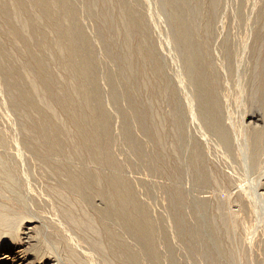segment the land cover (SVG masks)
Listing matches in <instances>:
<instances>
[{
	"label": "bare ground",
	"instance_id": "1",
	"mask_svg": "<svg viewBox=\"0 0 264 264\" xmlns=\"http://www.w3.org/2000/svg\"><path fill=\"white\" fill-rule=\"evenodd\" d=\"M151 5H155V13ZM82 10L85 11L83 18L86 14L90 18L88 22L95 23V34L92 27L88 29L96 35L95 43L90 38L92 35L88 37L90 32L85 33L87 26L83 28L82 24L87 20H82ZM156 13L164 16L166 45L173 52L181 80L178 76H175L177 81L175 77L172 80L168 75L165 45L155 35ZM102 59L108 61L110 67L113 65L115 71H112L113 67L112 70H108L107 65L103 67ZM174 74L170 73V76ZM102 85L108 87L106 95ZM0 90L6 96L7 109L18 117L12 121L18 119L17 130L20 132L19 143H16L20 150H17L16 140H10V134L14 132H6L8 125L6 131L0 128V264H45L40 260L42 256L38 258L40 261L37 260L43 251L40 252V246L37 247L33 240L37 229L34 225L38 221L29 217L30 202L24 196V192L30 193L34 197H31L32 205L35 200L38 204L39 187L45 182L40 185L43 177L37 180L35 175L33 184L27 180H30L29 173L23 171L28 173L26 178L20 171L24 159L27 163L38 162L47 177L40 176L47 179L49 176L55 181L51 182L54 187H47L50 193L46 195L51 194L57 200L54 209L59 203L52 213L54 217L58 214L59 220L40 218L51 236L56 232L65 233L62 234L66 256H63L64 249L58 251L62 252L63 258L68 257L71 264H264L263 237H258L256 243H248L244 232L241 233L242 229L249 230L246 225L244 229V219L252 228L264 219L261 217V214L264 216V194L258 193L259 189L253 184L255 180L248 189H240L234 177L241 173L242 178V172L236 171L237 175L229 164L228 168L226 166L228 172L231 169L230 172L237 176H230V172L220 173L218 165L214 163L217 170L214 169L208 158L217 148V153L222 151L226 161L232 162L233 167L243 173L255 174L253 178L264 174V0H0ZM180 90H184V96ZM105 96H108V102ZM235 99L245 102L243 105L248 112L259 108L263 121L260 112L259 116L255 114L258 110L248 114L247 111L242 113L245 109L240 107L244 118L242 123L237 121L236 124L233 117L236 113L232 112L237 110L231 112V103ZM189 101L194 104V109ZM106 102L118 112V134L114 129L115 114L112 116L114 112L110 113L107 105L110 108L111 105ZM122 102H125L123 107ZM6 106L2 107L6 109ZM125 106L128 109H123ZM2 114L4 118L0 120L7 124ZM187 118L201 132H196L197 136L215 143V149L196 139V135L192 137V133V138L188 136ZM245 118L248 124H245ZM260 122H263L262 126L257 125ZM134 125L147 138L144 140H148L149 150L141 142L143 137L140 140L136 137ZM119 139L133 156H127L124 146V150L121 146L122 152ZM185 148L189 150L186 164L194 178V182L190 178L191 183L201 191L211 190L216 202L197 198L198 201L191 200V203L187 199L192 195L187 196V188L183 189L189 183L186 178L182 182L186 172L181 153ZM124 152L131 159L135 157L138 167L158 174L168 184L157 190L154 189L156 185L150 191L156 190V201L160 200L157 196L159 188L170 196L176 236L186 245L188 259L195 257V262L186 259L185 254V260H180L183 257L180 254L179 259L176 256L174 248L181 244L174 247L168 235L174 229L168 234L159 230L161 222L152 218L150 212L153 210L150 211L146 201L140 198L143 190L133 186L136 179L133 183L126 176V172L131 175L132 171H128L133 166L130 161L133 164L135 160L122 158ZM33 163L28 165L33 168ZM22 166L26 167L24 170H32L31 166ZM32 171L31 175L37 170ZM137 174L131 176L140 178ZM245 177L239 180L250 181ZM35 180L36 183L39 181L38 189ZM234 189L240 193L243 218L241 213L228 212L234 194L232 198L225 196L227 200L220 199L222 194L232 193ZM146 191L149 192L146 189L144 193ZM161 196L165 199L163 194ZM42 202L44 207L54 204L48 199ZM39 205L44 209L41 203ZM186 207L193 213L194 226L188 223V215L184 216ZM34 211L39 213L38 208ZM43 214L46 213L43 211ZM168 227H164V231ZM81 243L90 247L98 259H91L93 254L84 250L86 245ZM47 249L44 250L48 254ZM81 249L88 252L90 258L82 255ZM52 251L55 254L54 249L50 254ZM47 256L46 263L52 262L53 256ZM66 259H63L64 263Z\"/></svg>",
	"mask_w": 264,
	"mask_h": 264
},
{
	"label": "rangeland",
	"instance_id": "2",
	"mask_svg": "<svg viewBox=\"0 0 264 264\" xmlns=\"http://www.w3.org/2000/svg\"><path fill=\"white\" fill-rule=\"evenodd\" d=\"M153 2H154V0H153ZM151 6H152V5H151ZM153 6H154V9H153V10H154V13H155V12H156V10H155L156 7H155V5H153ZM153 6H152V7H153ZM152 7H151V8H152ZM82 8H83V7H81V9H82ZM153 10H152V12H153ZM84 12H85V11L82 10V12H81V16L84 15V14H83ZM160 16H161V17H160ZM160 16H158L157 13H156V17L158 18V20H157V18L155 17V18H156V19H155L156 23H155V21H154V23H155V24H154V28H155V31H156L155 35L157 34V36L160 37V38L158 37V39H160L159 41L162 42V44L164 43V45H165L164 56L166 57V59H167V63H168V68H169V69H168V72H169L168 75H169L170 78H172V80H174V77H175V76H178V77L180 78V76H179V75H180V70H179L178 64L176 63V61H175V59H174V55H173L172 50L169 49V48H167V45H166V40H167V38H166V28H165V26H164V20H165V19H164V16H163V15L160 14ZM162 16H163V18H162ZM85 17H86V14H85L84 18H83V16H82V18H83L82 20H85V21H86L87 19H90V18H87V17L85 18ZM159 17H160V18H159ZM162 19H163V20H162ZM85 21H82V22L85 23ZM88 21H89V20L86 21L88 24H87V23H86V24H82V25H83V28H86V27H84V26H87V28L85 29L86 32H85V30H84V32L87 33V31H89L88 29H91L90 27H92V31L94 30V33H93L92 31H89V32H90V33L92 32L93 34H95V31H96V30L93 29V28H95V27H94V26H95V23H94L92 20H90V22H88ZM91 21H92L93 23H92ZM89 23H90V25H89ZM91 24H94V25H91ZM89 26H90V27H89ZM88 27H89V28H88ZM90 33H89L88 37L92 35L90 38H91L92 41L94 42L95 39H96V38H95L96 35H93L92 33H91V34H90ZM93 36H94V38H92ZM157 36H156V38H157ZM94 43H95V42H94ZM96 43H97V41H96ZM96 45H97V44H96ZM97 48H99L98 51H101V50H100L101 48L98 47V45H97ZM99 53H100V52H99ZM100 54H101V58H104V57L102 56V52H101ZM102 60H103V59H102ZM104 61H105V59L102 61V62L104 63V64H103V67L107 65L106 68H107L108 70H112L111 67H113V70H112V71H115L113 65L110 67L111 64L108 63V61H105V62H104ZM106 62H107L108 64H107ZM109 64H110V65H109ZM109 67H110L111 69H110ZM173 72L175 73L174 76H173V75L170 76V73H173ZM175 80L177 81V78H176V77H175ZM180 80H181V78H180ZM103 84H105V83H103ZM182 84H184V83H182ZM105 85H106V84H105ZM102 86L104 87V85H102ZM106 86H107V85H106ZM106 86H105V87H106ZM103 87H102V88H103ZM105 87H104L103 89H106ZM104 91H106V92H104L105 95H106L107 92H108V87H107V89L104 90ZM182 91H183V92H182ZM180 92L182 93L181 95L184 96V94H185L184 90H180ZM5 98H6V96L4 97V95L1 93V90H0V101H1L0 103L3 104L2 106H4V105L6 106V105H7V103H6V102H7V99H5ZM106 98L108 99V96H105V100H106ZM5 100H6V101H5ZM190 100L192 101V99H190ZM106 101H107V100H106ZM108 101H109V99H108ZM108 101H107V102H108ZM237 101L239 102V105H238V106L236 105V104L238 103ZM107 102H106V104H110V105H111V103H107ZM124 103H125V102H122V106H121V107H123V104H124ZM243 103L245 104V102L240 101V100H238V99H235V102H234V100H233L232 103H231V104L233 105V106L231 105V112H232V109H233V111L237 110V111H235V112H232V114H235V113H236L235 115H233L236 124H237V121H239V123H240L241 119L244 118V117H242L241 112H240V110H241L240 107H242V110L245 109V105H246V104L243 105ZM125 105L127 106V104H125ZM189 105H190L191 109H194V104H192L190 101H189ZM2 106L0 105V109L2 110V111L0 110V111H1V112H0V118L3 117V116L1 117V113H3L2 115H5V120L7 121V124H6V123H3L2 121H4V120L1 119L0 121H1L2 123L0 124V125H1L0 128L3 127L4 130L6 131V126L8 125L9 127H7V131H6V132H7L8 134H9V131L14 132V133H13L14 136H13L12 133L10 134V140H11V141H12V139H13V140H16L14 144L19 143V142H17V141L20 139V138H19V137H20V134H19L20 132H19V130H17V129H19V124H18L19 121H18V119H15V120H14L15 122L12 121V120L14 119V117H16V118H18V117H17L15 114H12V113L8 110L9 108H8L7 106H6V109H4L5 107H2ZM107 106H108V110L110 111V113L114 112V113H112V116H114V114H115V116H114V124H115V123H116V124H115V126H114V127H115L114 129H115L116 133L118 134V132H119V130H118L119 126H117V125L119 124L118 122L120 121V120H119L120 118H116V117H117L116 115H118V112H117L116 110L113 109L114 107H113L112 105H111V108H110L109 105H107ZM126 106H125V108H123V109H125V110L128 109V107H126ZM236 106H237V107H236ZM232 107H233V108H232ZM7 108H8V109H7ZM164 108H165V110H166V108H167L166 111H168V109H169L168 106H165ZM235 108H236V109H235ZM237 108H238V109L240 108V109L238 110ZM111 109H112V110H111ZM255 109H256V110H255ZM255 109H254L255 111L252 110V111H249V112L247 111V109H245L244 111H242V110H241V111H242V113L247 111L246 113L249 114V113H251V112H254V113H255V112L258 110V112H256L255 114H256L257 116H259V114L261 113V114H260V117H261V120L263 121V119H262V117H263L262 111H261L259 108H256V107H255ZM259 110H260V111H259ZM8 111H9V112H8ZM238 111H239V113H238ZM4 112L7 113V114H5ZM259 112H260V113H259ZM9 113H11V114H10L11 117H10ZM116 113H117V114H116ZM237 113H238L239 115H238ZM7 115H8V118L10 117L9 119L6 117ZM12 115H14V116H12ZM246 115H247V114H246ZM246 115H245V116H246ZM236 116H237V117L239 116L240 118H235ZM118 117H120V115H119ZM188 117H189V116H188ZM3 118H4V117H3ZM6 118H7L8 120H7ZM115 118H116L117 120H116ZM187 119H188V121H187V124H188L187 127H188V126H190V127L192 126L191 128H190V127L187 128L188 136H189L190 138H192V137H194V136L196 135V136H195L196 139L203 140L202 142H203L204 144H206V142L209 143V144H211V142H209V141H205V140H207V139L204 138L203 136H200V135H199L200 137L197 136V133H200V134H201V132L198 130L196 124L193 123V122L191 121V119H189V118H187ZM238 119H239V120H238ZM246 119H247V118H245V120H246ZM16 120H17V121H16ZM189 120H190V121H189ZM242 121H243V119H242ZM242 121H241V123H242ZM4 122H5V121H4ZM191 122H192V123H191ZM247 122L249 123V121L246 120V121H245V124H248ZM15 123H16V124H15ZM189 123H190V124H189ZM3 124H4V125H3ZM192 124H193V125H192ZM257 125H258V126H262V125H263V122H260V124L257 123ZM4 126H5V127H4ZM116 126H117L118 128H117ZM134 126H135V127H133V128H134L133 130H134V132L137 133V136H136V137H138V139L140 140V139H141L140 137L142 136L143 138L141 139V142L144 143V145L146 146V149H148V148L150 149V144L148 143V140H147V141L144 140V139H147V138L144 137V135L141 133V131L139 130V128L136 127L137 125H134ZM195 126H196V128H197V130H198L199 132L196 131ZM12 127H15V128H12ZM9 128H10V129H9ZM11 128H12L13 130H11ZM135 128H136V129H135ZM189 128H190V129H189ZM194 128H195V129H194ZM14 129H15V130H14ZM116 129H117V130H116ZM8 130H9V131H8ZM136 130H138V131H136ZM188 130H191V131H188ZM192 130H193L195 133H194ZM138 132H140V133H138ZM196 132H197V133H196ZM136 133H135V135H136ZM190 133H192L193 136H192ZM138 134H139V136H138ZM140 134H141V135H140ZM189 134H190V135H189ZM11 135L13 136V138L11 137ZM17 135H18V136H17ZM191 136H192V137H191ZM195 137H194V138H195ZM17 139H18V140H17ZM120 140H121V139H119V141H120ZM142 140H144V142H143ZM121 141H122V140H121ZM204 141H205V142H204ZM146 142H147V143H146ZM121 143H122V144H121ZM121 143L119 142V147H120V149H121V146H122V149H123V150H124V147H125V148H126L125 151H126V153H127V156H130V157L133 156V155L130 153V151L127 150L128 148H127V146H125L126 144H125V143L123 144V141H122ZM120 144H121V145H120ZM148 145H149V146H148ZM206 145H207V144H206ZM214 145H216V144L214 143ZM214 145L211 144L212 148H214ZM18 146H19V147H18ZM123 146H124V147H123ZM211 146H210V147H211ZM16 147H17V150H20V149H19V148H20V145H19V144H16ZM147 147H148V148H147ZM122 149H121V150H122ZM149 149H148V150H149ZM214 149H215V148H214ZM214 149H213V150H214ZM216 149H217V148H216ZM216 149H215V151L211 152V154L209 155L210 157L208 156L209 160H210L211 163L213 164L214 169L217 170V167L220 168V169L218 170L220 173H221V172H223V173H225V172H226V173H229V172L231 171V169L233 170V172H236V171H238V173H239V172H242V178H241V176H240L241 173H239L240 175H238V173L236 172L237 175L240 176V177H238L237 175H235V173H233V172H232V173H231V172L229 173L230 176L234 175V176H237V177H238V178H237V177H234V176H233V177L236 178V180H237L236 186L239 185V188H240V189L242 188V190H243V189L245 188V190H246V188L248 189L247 186H249V184H251V183L254 182V180H255V182H254L253 184L256 185V189H257V190L259 189V190H258V193H260V194H264V180H262L263 182L261 181V179H263V176H264L263 173H262L263 175L260 174V175L254 176V178H253V175H255V174H252V173H246V172L243 173V171H241V169L238 170V169H239L238 167H236V166L233 167L234 164H233L232 162L226 161V159L223 157L222 151L220 152V151L218 150V152L222 154V155H219V153L216 152V151H217ZM17 150H16V151H17ZM121 150H120V151H121ZM123 150H122V152H123ZM184 151H186V153H185ZM184 151H182L181 154H182V157H183V158H182V161H183V159H184V161H183L184 163L182 162V164H183V166H184L183 168H184V171H185L186 173L184 174V177H183L184 180H183L182 182H185V181L187 180V182H189V183H188L189 185H188L187 183H184V184H187V186H186V185H185V186L182 185V186H184V187H183L184 190L187 188V189H186V195H187V196H191V195H192L191 198H190V197H187V199L189 200V202H191V200H192V202H196V200L198 201L197 198H200L199 200L202 199V200H207V201H210V202H216V201H217V200H215L216 196L212 193L211 190L208 189V190H202V191H201V190L197 189V187H196L195 184H193V182H194L193 179H194V178L191 177V172L188 170V168H189V167H188V164H186V163H187L186 160H188V158H189V157H188V156H189V152H188L189 150L185 148ZM183 152H184V153H183ZM215 152H216L217 154H215ZM126 153L124 152L123 154L125 155ZM128 153H130V154H128ZM187 153H188V156H187ZM213 153H214V154H213ZM121 155H122V154H121ZM213 155L215 156V158H218V159L224 158V159H223V160L221 159L222 161L220 160V161H221V162H220V161H218L217 159H215ZM127 156L125 155V156L123 157V155H122V158H125V157H126V160H128L130 157H127ZM184 156H185V157H184ZM216 156H217V157H216ZM212 157H213V159H212ZM24 158H25V157H24ZM132 158H133V157H132ZM210 158H211V159H210ZM133 159L135 160V157H134ZM133 159L130 158L129 161H130V160L134 161ZM26 160H27V159H26ZM26 160H25V159L23 160V164H24V166H25V165H26V166H31V165H28V164H30V163L32 164L33 162H35V164L38 165L39 167H38V166H35V164L33 163V165H34L33 168H35V169L37 170V171H34L35 169L33 170L32 166H31L32 170H33L34 172H36V173H34L32 170H29V169H31V168L28 169V167H27V169H28L29 171L24 170V169H26V167L24 168V167L22 166L23 164H20V166H21L20 169H21V168H22V169L24 168L23 170H22V169L20 170L21 173H22V174H25V177H26V178H27V176H29V178H30V180H31L32 182H31L28 178H27V180H28L31 184L34 183V179H35V178L43 177V178H41V180H40V178H38L37 180H40V185H41V183L43 184L44 182H45V185L43 184V185L40 186V185L38 184L39 181L36 183V180H35V186H36V185H38V187L40 186L39 189H40L41 191H39V194H40V193H41V194L43 193V195L45 194V196L47 197V198H46L45 196H43V195L40 194V197H38V201H40V202H39L38 204H36V203H35L36 200H35V201H34V204L32 205L33 200H31V199H32V198L34 199V197L30 196V193L27 195V192H24V196H25V198H27V197H28V199L30 198V201H29L28 199H26V200L28 201V203L30 202V203H29V207H28L29 210H27V213H28L29 217H31V219H33V220L36 219V220L38 221V222L35 223V225H34V226H36L37 229L34 230L35 232H34L33 240H34V244L36 243V246L38 245L37 247L40 246V247H39V249L41 248L40 252H41L42 250H43V251L41 252L42 255H41V253H40V256L37 257V260H38V258L40 259L41 256H42V258H41L40 260H41L43 263H45V264H60V263H62V262H63L62 264H65V263H66V264H71L70 260H69V259H66V258H68V257L63 258V256H64V257L66 256V255H65V254H66L65 250H67V249H65V248H66V245H65L64 240H63V234H65V233H64L63 231H62L63 234H62V233L58 234V233L56 232V234L61 235L62 238H61L60 236L56 235V234H54V235H56V236H54V235L51 236V234L49 233V232H51V231L49 230V228L47 227V225L45 224V222H44L43 220H41V218H42L43 216H44V217H48V218L51 217L50 220L53 219L52 221H58V220H59L58 217H57L58 214H55V215H57V216H55V217L52 215V213L54 214V210L56 211L57 205H59V203L56 205V208L54 209L53 207H55V203H57V202H55V201H57V200H56L51 194H50V196H52V197H50L49 195H48V196L46 195L47 193H48V194L50 193L49 190H50V189L52 188V186L54 185V183H51V182H55V181H51L52 179H51L49 176H48V179L46 178V177H47V176H46V173L43 172V171H45V170L42 169V167L40 168V165H39L38 162H37L38 164L36 163V161H31L30 163H29V162L27 163ZM124 160H125V159H124ZM212 160H213L214 162H212ZM24 161H26L27 164L24 163ZM136 161H137V160H135V162H133V164H132V162L130 161L131 165H133V166L131 167L132 169H129V170L127 169L129 172H131V171H132V173L134 172L133 174L131 173V175H132L133 177L136 176L137 171H138V169L135 168V167L138 165ZM216 161H218L219 164L221 163V165H219ZM223 161H224L225 163H224ZM226 162H227L228 164H227ZM134 163H136V164H135L136 166L134 165ZM214 163L216 164V166H217V165H218V166H217V167L214 166ZM223 163L226 164V165L224 166ZM229 164H231L232 166L230 165L231 167H229V168H231V169H229V172H228V169H227V168H228ZM222 165H223V166H222ZM186 166H187V167H186ZM221 166H222L223 168H222ZM226 166H227V168H226ZM137 167H138V166H137ZM37 168H39V169H37ZM133 168L135 169V171H134ZM138 168H139L138 174H140L139 172H141V171H142V172H141V175H138V174H137V176H139L142 180H141L140 178H138V177H137V178H133L128 172H126L128 175L125 173L126 176H128V179H131L132 182H133L134 179H136V181H138V183H137V182L134 180L135 183L133 182V183H134L133 186H134L135 188H138V189H139V187H141V188L139 189V191H142V190H143V192H140V193H142V194H141L142 196H143V195H144V196L147 195L146 197L149 198V197L152 196V194H153L154 197H153V196L150 197V198H149L150 200H149L148 198H147L148 200L145 199L146 197H144V199H143L141 195H140V198L142 199V201L145 200V201L147 202V203H146V202H144V203L148 206V208H149L150 211L153 210L152 212H150L151 215H152V218H153L156 222H158V223L161 222L160 225L158 224V226L160 227V228H159L160 231L163 230L162 233H163V232H166V233L168 234V233L171 232V230L173 231V229H174V231H173L174 233L171 232V233H170L171 235H170V234H168V235H169V238H170V241H171L172 245L174 244V247L177 246V245H180V244H181V245L179 246L180 249L177 248L178 246H177L176 248H174V249H175L176 256L178 257V259H179V257L183 256V257L180 258V260H181V259L183 260V259H184V254H185L186 259H188V255H187V254H188V250H185V249H187L186 245H184V243H181L182 241H181L179 238H177L178 235L176 236V233H177V230H176V228H175L176 226H175V223H174V221H173V219H172V214L170 213V212H171V202H170V200H169V197H170V196L165 192V190H164V191L162 190V189L165 188L164 185H166V187H167L168 184L166 183V181L162 180L161 176H159L158 174H151L149 171L146 170V168H143V167H140V166H139ZM224 168H225V169H224ZM233 168H234V169H233ZM136 169H137V171H136ZM222 169H223V170H222ZM127 170H126V171H127ZM186 170L189 171V172L187 173ZM221 170H222V171H221ZM225 170H227V171H225ZM234 170H235V171H234ZM23 171L28 172L29 175H27L28 173H24ZM31 171L33 172L32 175H31ZM41 172H43V173H41ZM135 172H136V173H135ZM148 172H149L150 174H149ZM38 173H39V175H36V174H38ZM44 173H45V174H44ZM144 173H145V174H144ZM40 174H43V175H45L46 177H44L43 175L40 176ZM243 174H244V175H245V174H249V175L251 174L250 176H252V178H251L249 175H245V176L248 177L247 179L250 178V181H249V180H248V181L246 180V182H245V181L243 182V180H242V182H243V183H242L240 180L243 179V178H246ZM26 175H27V176H26ZM30 175H31L32 177H30ZM34 175L37 176V177H35V178L33 179ZM148 175H149V177H148ZM151 175H152V176H151ZM153 175H154V176L156 175V176L153 177ZM186 175H187V177H188L189 179H187ZM158 176H159V178H158ZM259 176H261L262 178L259 177ZM130 177H131V178H130ZM147 177H148V178H147ZM257 177H259V178H257ZM44 178L47 179L48 181L44 180ZM49 178H50V180H49ZM151 178H153L154 180L151 179ZM155 178H156V179H155ZM160 178H161V180L163 181V183H162V181L160 180ZM185 178H186V180H185ZM190 178H191V181H193L192 183H191V181H190ZM239 178H241V179L239 180ZM256 178H257V179H256ZM32 179H33V180H32ZM143 180H144V182H143ZM151 180H153V181L156 182V183H154V182L152 181L153 184H151ZM155 180H156V181H155ZM159 180H160L161 182H159ZM188 180H189V181H188ZM244 180H245V179H244ZM252 180H253V181H252ZM256 180H257L258 182H257ZM259 180H260L261 182H260ZM49 181H50V182H49ZM147 181H148V182H147ZM251 181H252V182H251ZM139 182H141L140 184H142V185H139ZM142 182L145 183L144 186H143V183H142ZM149 182H150V183H149ZM157 182H158V184H157ZM164 182H165L166 184H165ZM240 182H241V183H240ZM259 182H260V183H259ZM46 183H47V184H46ZM49 183L52 184V185H49ZM148 183H149V184H148ZM159 183H160V185H159ZM238 183H239V184H238ZM247 183H248V185H247ZM136 184H137V185H136ZM154 184H155V185H154ZM182 184H183V183H182ZM192 184H193V186H192ZM241 184H242V185H241ZM259 184L261 185V186H260L261 188L259 187ZM47 185H48V186H47ZM148 185H150V188L147 187ZM151 185H152V186H151ZM156 185H157V186H156ZM262 185H263V186H262ZM33 186H34V185H33ZM138 186H139V187H138ZM155 186H156L157 188H154ZM160 186H161L162 189H161V188H159V189L162 191V193H160V190H159V191L157 192V196H158V198H159L161 201L165 202V203H164L165 206L162 205L163 202H161L160 200H157V201L154 200V198L157 199V197H156V192H155V191H156V190L158 189V187H160ZM162 186H163L164 188H163ZM194 186H195L196 188H195ZM243 186H244V187H243ZM257 186H258L259 188H257ZM36 187H37V186H36ZM38 187H37V189H38ZM43 187H45V188L48 189V190L44 189ZM47 187H49V188L51 187V188L49 189V188H47ZM53 187H54V186H53ZM143 187H144V188H143ZM145 187H146V188H145ZM151 188H154V189H156V190L153 189L154 192L152 193V191H150V190H152ZM194 188H195V189H194ZM262 188H263V189H262ZM138 189H135V190L138 191ZM144 189H145V190L148 189L149 192L146 191V192L144 193V191H145ZM193 189H194V190H193ZM45 190H46V193L44 192ZM187 190H188L189 192H187ZM190 190H191V191H190ZM42 191H43V192H42ZM47 191H49V192H47ZM139 191H138L137 193H139ZM193 191H194V195H193ZM197 191H198V192H197ZM164 192H165V193H164ZM190 192H191V193H190ZM199 192H200L201 194H199ZM150 193H151V194H150ZM158 193H159V194H158ZM187 193H189V195H188ZM203 193H204V194H203ZM237 193H238V194H237ZM145 194H146V195H145ZM148 194H150V196H148ZM162 194H163V198L165 197V199H163V200H162V196H161ZM211 194H212V195H211ZM221 194H222V193H221ZM221 194H220V195H221ZM233 194H234V198H232V197H233ZM167 195H168V196H167ZM220 195H219V196H220ZM238 195H240L239 191L234 189V190L232 191V193L229 192V194H228V193H227V194L224 193V195L222 194L221 196H223V197L220 196V197H221L220 199L222 200V198H223V199L225 200L226 197L228 198V196H230L233 200L231 201V204H230L229 207H228V212L231 213V214H237V215H240V213H241V216H242V217H241V216H240V217L243 218V214H242V212H240V211H241V210H240V209H241V206L239 205V203H240L239 200H240V199L238 198ZM41 196H42V197H41ZM159 196H160L161 198H160ZM225 196H226V197H225ZM31 197H32V198H31ZM44 197H45V199H48V200L50 201V203H52V202L54 201V202H53V203H54L53 205L49 203V204H50V207L53 208V209H51L49 206H45V207H44V205H42V203H43L42 201L45 200V199H42V198H44ZM48 197H49V198H48ZM167 197H168V198H167ZM192 197H193L195 200L192 199ZM195 197H196V198H195ZM235 197H236V199H235ZM40 198H41V199H40ZM51 198H52L53 200H52ZM189 198H190V199H189ZM208 198H209V199H208ZM227 198H226V200H227ZM210 199H211V200H210ZM262 199L264 200V195H263ZM262 199H261V203H262ZM41 200H42V201H41ZM166 200H168V201H166ZM212 200H213V201H212ZM38 201H37V202H38ZM148 201H149V202H148ZM233 201H234V202H233ZM237 201H239V202H237ZM58 202H59V201H58ZM151 202H152V203H151ZM153 202H154V204H153ZM159 202H161V203L159 204ZM167 202H168V203H167ZM192 202H191V203H192ZM235 202H237L238 205H237V203L235 204ZM40 203H41V205L43 206L44 209H41L42 207H40V205H39ZM149 203H150V204H149ZM169 203H170V205H169ZM232 203H233V205H232ZM35 204H36L37 206H35V208H34V205H35ZM43 204H44V203H43ZM97 204L101 205L100 202H97ZM148 204H149L150 206H149ZM152 204H153V206H152ZM47 205H48V204H47ZM167 205H168V206H167ZM236 205H237V206H236ZM263 205H264V201H263ZM263 205H262V207H263ZM231 206H233V207H231ZM36 207L38 208V212H39L40 214H39V213L37 214V213H36L37 211H34V210H37ZM47 207H48V208H47ZM152 207H153V208H152ZM167 207H168L169 209H168ZM230 207H231L232 209H231ZM30 208H31V210H33V212L30 210ZM39 208H40V211H41V212L39 211ZM187 208H188V207H186V208L184 209V211H185V212H184V216H185V217H186L187 215H188V216H191V217H189V219H188V216H187V221H188V223L191 224V223H193L192 221H195V218H194V216H193V213L190 211L191 209L189 208L190 210H186ZM47 209H51V210H48V212H46ZM86 209H87V208H86ZM229 209H230V210H229ZM238 209H239V210H238ZM263 209H264V207H263ZM45 210H46V211H45ZM154 210H155V211H154ZM156 210H157V211H156ZM237 210H238V211H237ZM43 211H44L46 214H43ZM166 211H167V212H166ZM31 212H32L33 214H32ZM49 212H50V214H49ZM156 212H157V213H156ZM186 212H187V213H186ZM188 212H189V214H188ZM47 213H48V214H47ZM55 213H57V212H55ZM91 213H93V211H92ZM153 213H154L155 215H153ZM158 213H160V215H159ZM161 213H162V214H161ZM166 213H169V214H166ZM34 214H35L36 217H38V218H36ZM156 214H158V215H156ZM165 214H166L167 216H166ZM185 214H186V215H185ZM190 214H191V215H190ZM28 215H27V216H28ZM46 215H47V216H46ZM48 215H49V216H48ZM50 215H51V216H50ZM161 215H163L164 217L162 216V217H163V218H162ZM169 215H170V216H169ZM153 216H154L155 218H154ZM156 216H157V217H156ZM40 217H41V218H40ZM160 217H161V218H160ZM165 217H166V218H165ZM261 217L264 218V216H262V214H261ZM54 218H55V219H54ZM167 218H168V220H167ZM191 218H192V220H191ZM244 218H245V217H244ZM263 218H262V219H263ZM162 219H163V220H162ZM170 219H172V220H170ZM39 220H40V221H39ZM164 221H165V222H164ZM166 221H167V222H166ZM169 221H170L171 223H170ZM162 222H164V223H162ZM245 222H246V221H245V219H244V220H243L244 229L247 227V229H249V230H248L249 232H248V231L245 232V231H243V229H242V230H241V231H242L241 233L244 232V233H243L244 239H245L248 243H249V242H252V241H253V243L258 242V241H259V238L261 239V236L263 237L262 239H264V234H263L264 231L262 230V229H264V228H261V225L264 223V219L261 220V223L259 222V223H257V224L254 226V227H256V228H254V227H253V228L250 227V225H248L249 223H247V222L245 223ZM165 223H168V224L166 225ZM195 223H196V222L193 223V226L195 225ZM41 224H42V225H41ZM172 224H173V226H171V227H173V228L170 227V225H172ZM259 224H260V225H259ZM38 225H39V226H38ZM43 225H44V226H43ZM191 225H192V224H191ZM245 225H246V227H245ZM168 226H169V227H168ZM46 227H47L48 229H47ZM164 227H165V228L168 227V228H167V229H168V232L166 231L167 229L164 231V229H163ZM262 227H264V224L262 225ZM44 228H45V229H44ZM115 229L117 230L118 228H115ZM169 229H170V230H169ZM247 229H246V230H247ZM253 229H254V230H253ZM260 229H261V230H260ZM44 230H46V231H44ZM250 231H251V232H250ZM262 231H263V232H262ZM41 232H43V233H41ZM74 232H75V231H74ZM260 232H261V233H260ZM40 233H41L42 235H40ZM44 233H45V234H44ZM75 233H76V232H75ZM162 233L160 232V235H162ZM48 234H49V235H48ZM173 234H175V235H173ZM260 234H261V235H260ZM37 235H38V236H37ZM247 235H248V236H247ZM43 236H44V237H43ZM49 236H50V237H49ZM78 236H79V235H78ZM175 236H176V237H175ZM34 237H35V238H34ZM37 237H38V238H37ZM57 237H59V238H57ZM258 237H259V238H258ZM39 238H40L41 240H40ZM46 238H47V239H46ZM60 238H61V240H60ZM79 238H80V237H79ZM256 238H257V239H256ZM42 239H43L44 241H45V240L47 241V242H45L46 246L44 245V241H43ZM53 239H54V240H53ZM175 239H176V240H175ZM177 239H178L179 241H178ZM48 240H49V242H48ZM52 240L54 241L53 243H52ZM57 240L61 241V242H59L61 245L57 242ZM127 240H128V239H127ZM257 240H258V241H257ZM35 241H36V242H35ZM40 241L43 242V246L41 245L42 243H41ZM62 241H63V243H64L65 246L62 244ZM128 241H129V240H128ZM176 241H177V242H176ZM38 242H39V243H38ZM56 242H57V243H56ZM129 242L131 243V241H129ZM177 243H178V244H177ZM47 244H48V245H47ZM81 244L84 245V246L86 245L85 243H81ZM132 244H133V243H132ZM160 244H162V242H161ZM175 244H176V245H175ZM82 245H81V248H84V246H82ZM182 245H183V246H182ZM36 246H35V247H36ZM49 246H50V249H51V250L54 249V253H55V254H53V251L51 252L52 254H50V251H51V250L49 249ZM54 246H55V247H54ZM63 246H64V248H63ZM27 247H28V245H27ZM31 247H32V246H31ZM31 247H29L28 249H29V250H32ZM42 247H43V249H42ZM44 247H45V248H44ZM53 247H54V248H53ZM161 247H162V246H161ZM184 247H186V248H184ZM47 248H48V249H47ZM89 248H90V247H89ZM89 248H88V246L86 245L85 248H84V250H86V251L88 250V252L90 251L89 254L92 255L93 252H91V248H90V249H89ZM182 248H184L183 251H182ZM33 249H38V248H33ZM44 249H45V250L47 249L49 253L47 254L46 251H45ZM55 249H57V250H55ZM62 249H64V252H65V253L63 252V256L61 255L62 252H59V251H63ZM176 249L179 250V251L176 252ZM58 250H59V251H58ZM81 250H82V249H81ZM162 250H163V249H162ZM79 251H80V250H79ZM86 251H83V250H82V251H80V252H81V254L84 255L85 257H86V256H87V257L89 256L88 258H90V255H89V254H86V253H88V252H86ZM92 251H93V250H92ZM43 252H45V254H44ZM185 252H186V253H185ZM58 253H60V254H58ZM91 253H92V254H91ZM94 253H95V252H94ZM43 254H44V255H43ZM56 254H57V255H56ZM95 254H96V253H95ZM179 254H180L181 256H180ZM45 255H46V256L49 255L50 258H51V256H53L54 258H53V257L51 258L52 262H50V263H46L48 259L45 258V257H46ZM55 255H56L57 257H56ZM178 255H179V256H178ZM43 256H44V257H43ZM55 257H56L57 259H56ZM94 257H95V259H94ZM47 258H49V257L47 256ZM58 258H59V261H58ZM193 258H194V259H193ZM198 258H199V257H198ZM63 259H64V260L66 259L65 263H64ZM91 259H94V260L98 259L97 254H96V256L93 254L92 257H91ZM191 259H192V261L194 260L193 262H195V260H196L195 257H191V258L188 259V260L190 261ZM40 260H38V261H40ZM53 260H55V261L53 262ZM61 260H62V261H61ZM184 260H185V259H184ZM38 261H36V262L38 263ZM56 261H57V262H56ZM192 261H191V263H192ZM58 262H59V263H58ZM69 262H70V263H69Z\"/></svg>",
	"mask_w": 264,
	"mask_h": 264
}]
</instances>
